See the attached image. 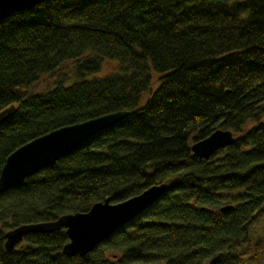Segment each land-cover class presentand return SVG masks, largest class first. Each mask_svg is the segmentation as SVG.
<instances>
[{
    "label": "trees",
    "instance_id": "obj_1",
    "mask_svg": "<svg viewBox=\"0 0 264 264\" xmlns=\"http://www.w3.org/2000/svg\"><path fill=\"white\" fill-rule=\"evenodd\" d=\"M105 61L118 70L86 78ZM10 105L0 171L57 128L129 114L0 194V264H264V0H45L13 13L0 21V112ZM218 129L234 143L194 157L191 144ZM163 183L85 257L61 254L64 229L3 246L19 225Z\"/></svg>",
    "mask_w": 264,
    "mask_h": 264
},
{
    "label": "water",
    "instance_id": "obj_2",
    "mask_svg": "<svg viewBox=\"0 0 264 264\" xmlns=\"http://www.w3.org/2000/svg\"><path fill=\"white\" fill-rule=\"evenodd\" d=\"M45 0H0V21L13 13L22 12ZM15 106L10 105L0 112V124L9 119L15 112ZM128 111H115L81 123L57 128L28 143L18 147L6 158L0 171V194L19 186L26 179L39 171L49 168L58 160L77 150L90 137L107 128L118 125L128 116ZM235 141L232 131L218 129L212 131L207 138L191 144V154L194 157L207 159L216 151L231 146ZM168 190L163 183L150 186L140 194L119 203L104 202L94 204L85 213L62 215L50 222L22 224L8 230L4 248L14 252L26 234L53 233L64 229L68 242L62 247L66 257H85L95 247L106 241L117 229L127 225L142 215L149 207ZM233 206H223L220 212L232 209Z\"/></svg>",
    "mask_w": 264,
    "mask_h": 264
},
{
    "label": "rangeland",
    "instance_id": "obj_3",
    "mask_svg": "<svg viewBox=\"0 0 264 264\" xmlns=\"http://www.w3.org/2000/svg\"><path fill=\"white\" fill-rule=\"evenodd\" d=\"M103 66L102 68L98 71V72H95V73H92V74H89L86 78L87 79H91V78H102L104 77L105 75H108L109 73H114L116 72V68H117V64L113 61H105L104 63H102ZM156 84H153L152 85V88H155ZM148 95V93H144L142 95V100H141V103L144 102V99L146 98V96Z\"/></svg>",
    "mask_w": 264,
    "mask_h": 264
}]
</instances>
